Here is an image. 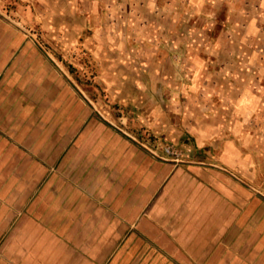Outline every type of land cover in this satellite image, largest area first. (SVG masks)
<instances>
[{
	"label": "rangeland",
	"instance_id": "obj_1",
	"mask_svg": "<svg viewBox=\"0 0 264 264\" xmlns=\"http://www.w3.org/2000/svg\"><path fill=\"white\" fill-rule=\"evenodd\" d=\"M234 2L0 0V155L16 159L24 153L22 166L33 161L56 172L58 165L50 163L67 150V166L94 175L103 168L111 171L116 150L131 146L154 162L218 170L246 186L249 201L261 199L264 209V189L216 160L224 142L199 148L192 132L212 121L216 111L204 93L208 82L219 78H202L203 85L189 93L181 87L190 82L186 59L208 55V39L223 34L224 8ZM171 3L172 23L159 10ZM180 5L183 14L176 26L174 9ZM203 7L216 14L196 12ZM214 49L216 55L235 50ZM216 95L211 93L210 101L220 103ZM26 193L32 197V191ZM15 199V191H0V264L13 261L2 246L21 224ZM135 231L129 252L101 254L104 264H264V231L240 246L233 229L238 235L231 243L223 237L205 253L184 251L182 260Z\"/></svg>",
	"mask_w": 264,
	"mask_h": 264
},
{
	"label": "crops",
	"instance_id": "obj_2",
	"mask_svg": "<svg viewBox=\"0 0 264 264\" xmlns=\"http://www.w3.org/2000/svg\"><path fill=\"white\" fill-rule=\"evenodd\" d=\"M210 9L212 13L211 7L196 12L210 14ZM159 10L172 23L173 3ZM174 11L178 26L183 7ZM224 11L223 34L208 39V55L186 59L190 82L181 87L189 93L203 85L202 78L227 80L208 82L204 94H217L221 102L204 97L216 112L211 122L192 132L199 148L224 142L218 163L263 190L264 0H235ZM209 24L216 27L217 22ZM215 45L235 50L216 55ZM66 151L50 163L58 165V173L33 161L22 166L24 153L16 159L0 155V191H15V217L21 222L2 246V253L13 260L10 264H104L101 254L129 252L135 230L181 260L184 251L205 253L223 237L231 243L238 235L233 229L240 246L253 233L255 238L263 236L262 200L250 202L247 187L218 170L154 162L130 146L116 150L111 171L103 168L91 175L86 168L67 166ZM24 191H32V197ZM3 234L1 229L0 239ZM125 238L127 245L121 246Z\"/></svg>",
	"mask_w": 264,
	"mask_h": 264
}]
</instances>
